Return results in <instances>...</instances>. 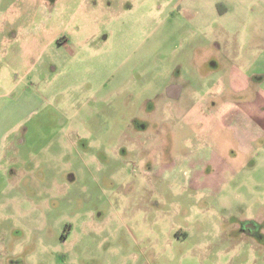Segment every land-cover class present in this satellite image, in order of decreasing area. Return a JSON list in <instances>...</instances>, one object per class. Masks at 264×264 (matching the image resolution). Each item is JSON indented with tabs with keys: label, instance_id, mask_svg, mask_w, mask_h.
Returning a JSON list of instances; mask_svg holds the SVG:
<instances>
[{
	"label": "rangeland",
	"instance_id": "rangeland-1",
	"mask_svg": "<svg viewBox=\"0 0 264 264\" xmlns=\"http://www.w3.org/2000/svg\"><path fill=\"white\" fill-rule=\"evenodd\" d=\"M0 264H264V0H0Z\"/></svg>",
	"mask_w": 264,
	"mask_h": 264
},
{
	"label": "flooded vegetation",
	"instance_id": "flooded-vegetation-1",
	"mask_svg": "<svg viewBox=\"0 0 264 264\" xmlns=\"http://www.w3.org/2000/svg\"><path fill=\"white\" fill-rule=\"evenodd\" d=\"M217 93H218V90L216 91ZM173 95H174V93H173ZM177 97H180V96H177ZM216 98H218V96H216ZM146 101V100H145ZM147 102H145V103H142V104H146ZM151 105L153 104V103H150ZM132 123V122H131ZM132 124H134V123H132ZM130 130V129H129ZM133 132H136V133H140V131L141 130H143L142 128H138V127H135V128H133V129H131ZM212 161V160H211ZM243 226H241V229H240V231H239V233L241 234V235H245L248 239H246V241H248V242H253V243H256V244H258L257 242H255V241H257V240H255V241H253V240H251L252 239V237H254V233H255V220H245L244 221V223L242 224ZM250 237V238H249ZM252 243V244H253Z\"/></svg>",
	"mask_w": 264,
	"mask_h": 264
},
{
	"label": "water",
	"instance_id": "water-1",
	"mask_svg": "<svg viewBox=\"0 0 264 264\" xmlns=\"http://www.w3.org/2000/svg\"><path fill=\"white\" fill-rule=\"evenodd\" d=\"M179 88L176 86H172L167 90V94L169 97L171 98H177V96H179ZM174 93V95H173Z\"/></svg>",
	"mask_w": 264,
	"mask_h": 264
},
{
	"label": "crops",
	"instance_id": "crops-1",
	"mask_svg": "<svg viewBox=\"0 0 264 264\" xmlns=\"http://www.w3.org/2000/svg\"><path fill=\"white\" fill-rule=\"evenodd\" d=\"M218 93H220V91H218ZM9 132H10V131H9ZM6 133H7V132H6ZM12 133H13V131L10 132V134H12ZM10 134H9V135H10ZM4 135H5V133H4Z\"/></svg>",
	"mask_w": 264,
	"mask_h": 264
}]
</instances>
